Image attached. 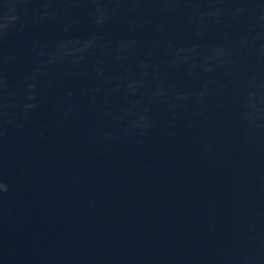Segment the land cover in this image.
Instances as JSON below:
<instances>
[{
    "label": "water",
    "instance_id": "water-1",
    "mask_svg": "<svg viewBox=\"0 0 264 264\" xmlns=\"http://www.w3.org/2000/svg\"><path fill=\"white\" fill-rule=\"evenodd\" d=\"M0 264H264V0H0Z\"/></svg>",
    "mask_w": 264,
    "mask_h": 264
}]
</instances>
